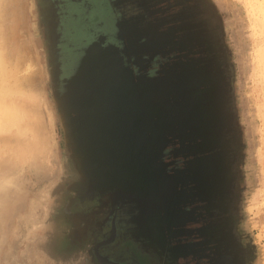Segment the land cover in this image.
Instances as JSON below:
<instances>
[{
  "label": "rangeland",
  "instance_id": "1",
  "mask_svg": "<svg viewBox=\"0 0 264 264\" xmlns=\"http://www.w3.org/2000/svg\"><path fill=\"white\" fill-rule=\"evenodd\" d=\"M114 1L0 0V264H111L104 245L116 225L102 240L79 213L95 214L100 196L117 188L89 179L91 153L78 147L63 101L91 48L112 45V8L132 26L135 0ZM170 1L139 0L158 17ZM181 1L187 6L148 31L133 26L132 47L145 37V50L183 53L161 70L193 65L207 170L204 258L264 264V0ZM113 205L96 213L113 217ZM80 239L83 250L71 252ZM157 248L159 264H175L166 244Z\"/></svg>",
  "mask_w": 264,
  "mask_h": 264
},
{
  "label": "water",
  "instance_id": "2",
  "mask_svg": "<svg viewBox=\"0 0 264 264\" xmlns=\"http://www.w3.org/2000/svg\"><path fill=\"white\" fill-rule=\"evenodd\" d=\"M175 64L156 77L136 76L118 46L99 44L69 80L63 101L78 147L91 153L88 177L93 185L115 186L121 196L135 199L160 244L175 234L173 226L189 220L185 209L177 207V199L185 195L178 187L187 184L184 177L199 189V200L207 192L193 65L181 70ZM177 140L183 147L173 154L185 158L187 152L194 158L187 168L170 174V163L162 158Z\"/></svg>",
  "mask_w": 264,
  "mask_h": 264
},
{
  "label": "flooded vegetation",
  "instance_id": "3",
  "mask_svg": "<svg viewBox=\"0 0 264 264\" xmlns=\"http://www.w3.org/2000/svg\"><path fill=\"white\" fill-rule=\"evenodd\" d=\"M108 1V0H107ZM162 0H158L160 2ZM110 2V0H109ZM108 2V3H109ZM134 7H136L135 13H133L131 16L127 17L128 20H130L129 23L132 26L129 28H132L133 26L137 27L140 30H144L146 27L147 31L151 29V27L154 24L159 23V20H162V17L168 16V14L176 15L180 10H182L184 7L187 6V4H183L181 0H173L170 2H167L163 9H158L163 13L159 14L158 17L156 14H154L152 11L149 10V7L142 3L140 4L139 0H135ZM111 6L115 8V1L112 0L109 3ZM163 6V5H161ZM114 14L116 15L118 22H117V32L114 35V38H111L110 43H116L118 46L123 47V50H126V47H128V41L123 36L124 29L126 25L122 23V21L118 18L119 14L121 13L119 10L115 9ZM161 17V18H160ZM160 18V19H158ZM130 26V25H129ZM145 29V30H146ZM142 45L138 47V49L131 48L132 50V62L135 61V70L138 73H144L148 76H156L158 71H160L163 67H167V65L172 64L176 60H179L183 57L182 52L178 51H172L167 52L169 48H159L152 50V47L150 46V50H145V45L147 40L142 38L140 41ZM174 45V44H173ZM129 49V48H128ZM140 49V50H139ZM137 57V58H136ZM190 57V56H188ZM133 66V65H132ZM194 88V87H193ZM198 119V116H197ZM199 121H197L196 126L198 127ZM183 145L180 143L179 140H177L176 144L170 145L167 147V149L164 151L165 155L163 156V161L166 163H170L169 166H167V172L170 174L174 173V170H180L182 168H187V163L190 162L194 156L190 153L186 152L185 158L181 155H175L173 154L174 151H178L181 149ZM184 182L187 183L186 185L182 186L179 184L180 189L185 190V195H182L180 198L177 199V207L184 208L186 213V216L189 217V220H187L186 224L183 225L181 222H179L178 226H173L172 229L174 230L175 234L173 236H168V245H166L167 249L172 252V255L175 260V264H209L207 259L204 258L206 255H209L211 252V247L208 246L207 248L204 247L205 245L202 244L204 242V237L200 234V231L206 227L207 219L205 216H202V210H203V203L199 200V189L195 188V183L191 184L189 182V179H186L184 177ZM191 187L192 190L190 193L186 191V188ZM188 193V194H187ZM184 201L187 202V204H183ZM182 216V213H179V217ZM209 245V244H208ZM208 253V254H206Z\"/></svg>",
  "mask_w": 264,
  "mask_h": 264
},
{
  "label": "crops",
  "instance_id": "4",
  "mask_svg": "<svg viewBox=\"0 0 264 264\" xmlns=\"http://www.w3.org/2000/svg\"><path fill=\"white\" fill-rule=\"evenodd\" d=\"M132 32V28H130L129 30L128 27L124 29L123 32V36L129 43L128 47H126L125 52L121 53L124 58L125 65L133 69L136 76H158L159 71L157 72L158 74L156 76H148L144 73L136 72L134 68L136 63L134 60L132 62L131 57ZM151 43L152 42L150 41V44ZM112 45L117 46L116 43H112ZM119 190L120 189L118 188L116 192H112L107 195H101V202L95 207L97 211H100L104 209L105 203L109 202L110 200L112 201V204H114L113 208H116V211H119V213L117 212L116 215H113V217H110L105 213L97 214V211L95 212V214H92L94 212H88L89 214L79 213V216H81L79 219H88L90 215L93 218L96 227L99 229L97 234L100 233L101 230L100 238H102V240H105L108 235H112V230H110L108 226L110 225L112 229L114 225H116L117 231L114 240L112 241V243H110V245H104L107 248L106 250H104V254L112 259L111 264H159V262L161 261V253L160 250H158L157 246L160 244L159 241L155 239L151 234L152 227L150 222H147L146 216L141 210L142 207L139 206V203L137 204L135 199H133L132 197L128 195L121 196ZM95 198L96 195L93 196V199ZM137 208H139L138 211H136ZM84 224L87 226V223L84 222ZM90 235L95 236L93 232H91ZM76 240L77 239L75 238H70L68 241L75 242ZM79 241V244H73L74 247L69 248L71 252L83 250V247H80L82 243L81 239ZM166 245H168V243ZM102 248L103 246L99 249V252L102 251ZM97 256L99 258L100 256L102 257L101 252Z\"/></svg>",
  "mask_w": 264,
  "mask_h": 264
},
{
  "label": "bare ground",
  "instance_id": "5",
  "mask_svg": "<svg viewBox=\"0 0 264 264\" xmlns=\"http://www.w3.org/2000/svg\"><path fill=\"white\" fill-rule=\"evenodd\" d=\"M15 116H17V115L15 114ZM19 117H20V114H19Z\"/></svg>",
  "mask_w": 264,
  "mask_h": 264
}]
</instances>
